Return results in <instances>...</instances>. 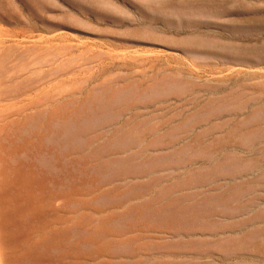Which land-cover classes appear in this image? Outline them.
I'll return each instance as SVG.
<instances>
[{"label":"rangeland","instance_id":"1","mask_svg":"<svg viewBox=\"0 0 264 264\" xmlns=\"http://www.w3.org/2000/svg\"><path fill=\"white\" fill-rule=\"evenodd\" d=\"M4 209L43 264H264V0H0Z\"/></svg>","mask_w":264,"mask_h":264},{"label":"bare ground","instance_id":"2","mask_svg":"<svg viewBox=\"0 0 264 264\" xmlns=\"http://www.w3.org/2000/svg\"><path fill=\"white\" fill-rule=\"evenodd\" d=\"M3 214L0 245L8 249L4 264H43L44 259H47L44 253L48 248L47 243H50L53 235L46 232L43 238L41 235L39 237L43 229L40 226H11L10 212L4 209Z\"/></svg>","mask_w":264,"mask_h":264}]
</instances>
